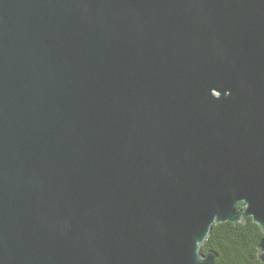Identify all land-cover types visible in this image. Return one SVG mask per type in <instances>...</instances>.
I'll return each instance as SVG.
<instances>
[{
  "label": "water",
  "instance_id": "95a60500",
  "mask_svg": "<svg viewBox=\"0 0 264 264\" xmlns=\"http://www.w3.org/2000/svg\"><path fill=\"white\" fill-rule=\"evenodd\" d=\"M249 216L264 0H0V264H213Z\"/></svg>",
  "mask_w": 264,
  "mask_h": 264
},
{
  "label": "trees",
  "instance_id": "16d2710c",
  "mask_svg": "<svg viewBox=\"0 0 264 264\" xmlns=\"http://www.w3.org/2000/svg\"><path fill=\"white\" fill-rule=\"evenodd\" d=\"M263 236L251 216L244 222L226 220L212 225L201 251L217 254L213 264H264L258 257V243Z\"/></svg>",
  "mask_w": 264,
  "mask_h": 264
}]
</instances>
